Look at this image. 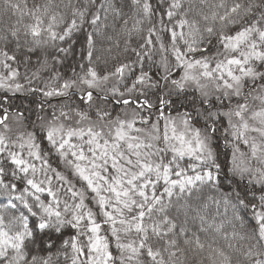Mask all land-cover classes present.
Segmentation results:
<instances>
[{
	"label": "snow or ice",
	"instance_id": "obj_1",
	"mask_svg": "<svg viewBox=\"0 0 264 264\" xmlns=\"http://www.w3.org/2000/svg\"><path fill=\"white\" fill-rule=\"evenodd\" d=\"M0 264H264V0H0Z\"/></svg>",
	"mask_w": 264,
	"mask_h": 264
},
{
	"label": "trees",
	"instance_id": "obj_2",
	"mask_svg": "<svg viewBox=\"0 0 264 264\" xmlns=\"http://www.w3.org/2000/svg\"><path fill=\"white\" fill-rule=\"evenodd\" d=\"M39 99L40 98L38 96H21L19 98H14L13 103L19 105L21 104V102H23L25 104H28L30 107L35 108L36 104L39 102ZM52 102L55 103L56 101Z\"/></svg>",
	"mask_w": 264,
	"mask_h": 264
}]
</instances>
